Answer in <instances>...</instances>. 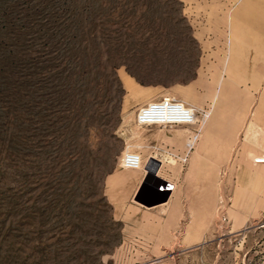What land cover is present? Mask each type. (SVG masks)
<instances>
[{"label":"rangeland","instance_id":"obj_1","mask_svg":"<svg viewBox=\"0 0 264 264\" xmlns=\"http://www.w3.org/2000/svg\"><path fill=\"white\" fill-rule=\"evenodd\" d=\"M1 1L13 59L0 81V264H264V148L236 137L254 135V107L264 114V71L233 69L231 39L179 0ZM163 95L196 111L166 132L186 145L196 134L182 165L157 145L165 127L136 123ZM126 152L191 169L190 239L139 242L157 238L139 239L126 214L121 179L142 170L121 165Z\"/></svg>","mask_w":264,"mask_h":264},{"label":"crops","instance_id":"obj_2","mask_svg":"<svg viewBox=\"0 0 264 264\" xmlns=\"http://www.w3.org/2000/svg\"><path fill=\"white\" fill-rule=\"evenodd\" d=\"M184 4V10L191 15L193 20L204 21L209 24V28L214 26L216 38H229L227 53L232 55V68L237 70H247L249 75L254 71L259 74L264 71V0H179ZM261 82V81H260ZM264 83V81H263ZM249 86H256L253 81L248 82ZM264 85V84H263ZM252 91V89H251ZM253 94L256 90H253ZM258 114L259 117L255 115ZM220 110L215 112L214 122L209 123L203 132V140L199 144L203 146L208 143L210 133L215 131L220 121ZM250 120L255 126L254 135L244 140L240 132L237 133L239 147L245 145H255L264 148V114L261 110L253 108L250 112ZM256 118H259L255 124ZM254 120V121H253ZM257 122V121H256ZM174 127L163 128L164 134L157 145L160 148L171 150L175 156H183L186 143L174 141L173 136L166 132H171ZM252 133V134H253ZM234 134V133H233ZM242 139V140H241ZM202 149V148H201ZM188 159V158H187ZM159 168L151 175L150 183H145L147 177L146 170L127 173L125 179H121L126 193L123 198L126 200L127 212L136 214L134 223L136 230L141 234H136L139 239L145 237L157 238V241H139L145 245H168L173 242L175 232L184 239L191 236V198L181 194L183 184L186 189V178L191 176V169L180 167H162L163 160L160 158ZM181 163V162H180ZM182 165V163H181ZM176 166V165H175ZM178 166V165H177ZM159 174V172H161ZM166 174L170 177L166 179ZM117 177V176H115ZM105 181L110 186L111 179ZM109 182V183H107ZM147 188H151L153 195H148ZM190 188V184L188 189ZM136 197V205H129L128 199ZM124 216V210H123ZM128 221V220H126ZM149 231H153L151 234Z\"/></svg>","mask_w":264,"mask_h":264},{"label":"built area","instance_id":"obj_3","mask_svg":"<svg viewBox=\"0 0 264 264\" xmlns=\"http://www.w3.org/2000/svg\"><path fill=\"white\" fill-rule=\"evenodd\" d=\"M197 122V115L194 108L189 107L174 96L163 95L160 98L154 99L142 106L136 115V123L140 126H161V127H176V126H191ZM188 140L186 145L187 150L183 156L178 157L181 163H185L188 158V152L192 149V139ZM121 165L125 168L138 169L144 168L145 163L137 153L126 152L121 158Z\"/></svg>","mask_w":264,"mask_h":264},{"label":"trees","instance_id":"obj_4","mask_svg":"<svg viewBox=\"0 0 264 264\" xmlns=\"http://www.w3.org/2000/svg\"><path fill=\"white\" fill-rule=\"evenodd\" d=\"M3 7V9L1 8ZM7 6L0 0V75L4 74V70L5 68H9L10 67V63H11V59H13L11 57V49H7L6 43L5 42V38H3V36L5 34H7L8 32V23H7ZM3 77H5V75H2ZM0 81H6V77L2 80V77L0 76ZM10 86L8 85H4L3 83H1V94L5 95L7 90H9Z\"/></svg>","mask_w":264,"mask_h":264},{"label":"water","instance_id":"obj_5","mask_svg":"<svg viewBox=\"0 0 264 264\" xmlns=\"http://www.w3.org/2000/svg\"><path fill=\"white\" fill-rule=\"evenodd\" d=\"M160 166V160L156 159L155 157L150 156L144 166V169L146 170L147 177L145 179V183H150L151 181V175L155 173V171ZM148 195H153V191L151 188H147ZM135 200H137L135 198Z\"/></svg>","mask_w":264,"mask_h":264},{"label":"bare ground","instance_id":"obj_6","mask_svg":"<svg viewBox=\"0 0 264 264\" xmlns=\"http://www.w3.org/2000/svg\"><path fill=\"white\" fill-rule=\"evenodd\" d=\"M200 135V134H199ZM193 139H194V137H193Z\"/></svg>","mask_w":264,"mask_h":264}]
</instances>
